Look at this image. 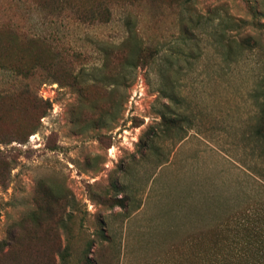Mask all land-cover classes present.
<instances>
[{"label": "rangeland", "instance_id": "374dc122", "mask_svg": "<svg viewBox=\"0 0 264 264\" xmlns=\"http://www.w3.org/2000/svg\"><path fill=\"white\" fill-rule=\"evenodd\" d=\"M263 104L264 0H0V264H209Z\"/></svg>", "mask_w": 264, "mask_h": 264}, {"label": "trees", "instance_id": "16d2710c", "mask_svg": "<svg viewBox=\"0 0 264 264\" xmlns=\"http://www.w3.org/2000/svg\"><path fill=\"white\" fill-rule=\"evenodd\" d=\"M241 46L258 47L259 43L253 37L247 36L242 39ZM167 121V126H172L173 122ZM254 136L264 147V104L254 129ZM241 226L237 237H232L230 245L209 264H264V212L255 215L253 220L243 221ZM9 246L10 241L0 244V251Z\"/></svg>", "mask_w": 264, "mask_h": 264}]
</instances>
